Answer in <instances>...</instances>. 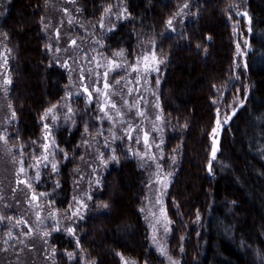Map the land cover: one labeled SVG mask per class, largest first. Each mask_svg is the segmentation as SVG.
I'll list each match as a JSON object with an SVG mask.
<instances>
[{
  "label": "trees",
  "instance_id": "trees-1",
  "mask_svg": "<svg viewBox=\"0 0 264 264\" xmlns=\"http://www.w3.org/2000/svg\"><path fill=\"white\" fill-rule=\"evenodd\" d=\"M114 1L80 0V6L89 20H98ZM124 1L130 18L107 38L105 50H126L134 58L139 41L146 39L155 41L167 60L159 92L168 122L167 150L178 149L180 155L168 199L172 250L182 264H264V0H246L251 49L239 71L235 27L242 29L245 21L234 9L241 0H194L177 34L169 32L168 22L192 0ZM47 4L10 0L0 5V43L12 54L10 103L18 117L12 142L23 145L40 138L42 117L62 103L69 83L47 52ZM240 92L247 96L245 105L223 133L211 176L216 101L227 103ZM83 132L79 118L74 132L56 134L70 154L61 175L62 207L71 191L70 169L82 164ZM145 185L137 161L123 158L105 177L97 197L105 210L83 224L80 249L65 237L57 241L58 264H122L121 255L158 264L141 213ZM65 251L75 252L71 260Z\"/></svg>",
  "mask_w": 264,
  "mask_h": 264
},
{
  "label": "rangeland",
  "instance_id": "rangeland-1",
  "mask_svg": "<svg viewBox=\"0 0 264 264\" xmlns=\"http://www.w3.org/2000/svg\"><path fill=\"white\" fill-rule=\"evenodd\" d=\"M8 1L0 0V5ZM194 4V0L184 2L168 22L169 32L183 30ZM234 12L245 21L242 29L239 24L235 27L239 71L245 69L251 49L246 0L238 2ZM84 13L80 0H48L43 28L47 52L68 75L69 83L62 103L42 117L40 138L28 145L12 142L18 124L10 103L12 54L5 42L0 43V264H58L57 241L64 237L79 250L83 224L105 210L97 202L105 177L120 167L123 158L136 160L146 178L141 213L158 264H182V256L172 250L173 221L168 208L180 155L178 149L167 150L168 122L159 92L166 57L157 52L155 41L146 39L139 41L134 58L126 50H105L107 38L130 18L124 0H115L98 20H89ZM246 99L240 92L227 103L216 101L208 165L211 176L223 133ZM79 118L86 139L81 145L82 164L70 169L71 191L62 207L61 175L70 154L56 134L74 132ZM65 253L70 260L75 254ZM121 262L152 264L123 255Z\"/></svg>",
  "mask_w": 264,
  "mask_h": 264
},
{
  "label": "snow or ice",
  "instance_id": "snow-or-ice-1",
  "mask_svg": "<svg viewBox=\"0 0 264 264\" xmlns=\"http://www.w3.org/2000/svg\"><path fill=\"white\" fill-rule=\"evenodd\" d=\"M171 23V21H169V24ZM225 123H227V120L224 121ZM219 123V122H218ZM215 131V130H214ZM3 139V138H0ZM213 155H215V153H213Z\"/></svg>",
  "mask_w": 264,
  "mask_h": 264
}]
</instances>
